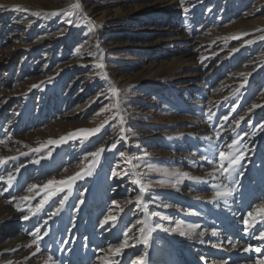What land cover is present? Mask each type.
<instances>
[{
    "label": "rangeland",
    "instance_id": "rangeland-1",
    "mask_svg": "<svg viewBox=\"0 0 264 264\" xmlns=\"http://www.w3.org/2000/svg\"><path fill=\"white\" fill-rule=\"evenodd\" d=\"M156 3L0 0V158L16 157L0 165L16 178L0 196V264H139L145 252L146 264L264 258V216L248 217L264 204V0ZM236 148L245 159L230 178L219 152ZM77 174L71 189L57 183ZM36 227L48 233L38 253ZM144 227L153 229L146 245ZM125 233L130 246L110 251Z\"/></svg>",
    "mask_w": 264,
    "mask_h": 264
},
{
    "label": "snow or ice",
    "instance_id": "snow-or-ice-1",
    "mask_svg": "<svg viewBox=\"0 0 264 264\" xmlns=\"http://www.w3.org/2000/svg\"><path fill=\"white\" fill-rule=\"evenodd\" d=\"M183 2V0H182ZM36 15H39V13H35ZM53 15H55L56 13H52ZM249 43H251V41H249ZM96 67L98 68H103V64L102 63H98L96 65ZM35 87V86H33ZM112 107H116V105H112ZM256 107H259V105H253V108H256ZM252 109H249V112H251ZM212 117L209 116V120H211ZM225 120H227V117H224ZM244 120V117H240L239 120H236L234 121V123L236 125H239L240 122ZM105 123H107V121H105ZM101 127H103V125H101ZM264 127V126H262ZM99 128L97 129H80L78 130V132H74V133H70L69 134V138H74L76 137L77 135H80V134H83L85 137H87L88 135H91V134H94L96 132H99ZM121 131H123V129H121ZM254 134V133H253ZM220 133L217 132V136L219 137ZM64 141V137H61L60 140H49L48 143L50 144H58V143H61ZM238 141L237 140H233L232 141V144L228 145V149H233L235 145H237ZM104 151L103 148L99 149L97 152L95 153H91L90 155L94 158L93 159V164H92V167L95 166V163L97 162L96 161V158H98L101 153ZM21 155H27V153H21ZM121 155H124L123 153H121ZM16 157H3V158H0V165H6L7 161L8 160H15ZM245 159V154L243 152L240 151L239 148H236L235 151H220L219 152V161H220V169L223 170L224 172H226L228 174V176L231 178L233 173H237V174H242V173H238V168L239 167H242L241 165V161ZM36 163H39V161H36ZM225 164H227V167H225ZM24 167V165H20L19 167L15 168L14 171L15 172H19L20 171V168ZM84 174L86 175H91V168H89V170L87 172H85ZM114 175H116V173H113ZM125 175H127L125 173ZM186 175V174H184ZM82 178L80 174H77L76 176H72V177H69L67 181H59L57 183L59 184H67L68 188L71 189V186L72 184L78 180ZM15 176L13 175L12 172H9L7 174V178H5L4 176H0V181H5L8 185L7 188H4L3 191H0V196L4 195L5 192H7L9 190V188L13 185V182L15 180ZM53 182L52 181H49V184H52ZM133 183L135 184L136 181H133ZM36 187V185H32L29 187L28 191L31 192L34 188ZM45 187H47V185H45ZM56 191H63V188H57ZM144 190L141 189V192H143ZM232 189H229L225 192H218L217 193V196L218 197H222V196H228V195H231L232 194ZM52 195H55V192H49L47 195H45L44 199L41 200V202L36 206L35 209H32L31 207H29L28 209V212L30 215H33L35 216L38 212H40L41 210H43V205L48 203L50 197ZM21 200H27V199H30V197H21L20 198ZM68 199L67 196H65L63 199H61L59 201V207H57L52 213H50V218L51 216H55L57 214L60 213V211L62 210L64 204H65V201ZM141 200V197H137V202L139 203ZM19 211H23V209H20L18 208ZM256 215H261V216H264V204H260L257 206L255 212H252L250 211L248 213V217L250 218H254ZM25 220H28L29 219V215H25L23 217ZM113 221H115V217H110ZM109 219V217H106V220ZM37 220H39V217H37ZM244 224L246 226H251L250 225V221L249 219H244ZM138 224H142V223H145L144 221H138L137 222ZM47 224V221L44 222V225L46 226ZM157 228L160 227V225H156ZM245 231H248V227H246L244 229ZM140 231L142 233H146L145 235V238L142 240V241H139L143 244H147L148 243V239L151 237V233L153 231V229L151 228H147V227H144V228H141ZM175 231V229L173 230ZM48 233L45 232L43 233V236H46ZM181 235H185L186 233L184 232H181L180 233ZM30 235L34 236V239L32 240V244L36 245V252H40V241L43 239V236L41 235V231H40V227H36L35 231L30 233ZM125 240L119 245L118 248H115V249H110V251H113L115 254H119L121 251H123L124 248L126 247H129L130 245L128 244V239H129V236H128V233H125ZM200 235H204L203 232L200 233ZM260 238H264V232H260ZM233 247H235V245H233ZM245 251H248L249 249L248 248H245L244 249ZM255 252L257 253H261V248L257 247L255 249ZM35 254V253H34ZM146 256H147V253H143L141 254L140 256H138L136 258V260L139 262V264H146ZM262 256H264V253H262ZM48 261H52V257L49 256L48 258ZM9 264H11V262H9ZM52 264H55L54 261H52ZM103 264H109V262L107 260L103 261ZM135 264V262H134ZM255 264H264V258H259L255 261Z\"/></svg>",
    "mask_w": 264,
    "mask_h": 264
},
{
    "label": "bare ground",
    "instance_id": "bare-ground-1",
    "mask_svg": "<svg viewBox=\"0 0 264 264\" xmlns=\"http://www.w3.org/2000/svg\"><path fill=\"white\" fill-rule=\"evenodd\" d=\"M149 2H153V3H156L157 0H148ZM157 4V3H156ZM117 14L115 15V19H122L124 18V16L122 15L123 13H120V10L116 12ZM177 17H178V14H177ZM177 17L174 18V20L172 21V24H176L177 23ZM108 32H106L107 34ZM156 74V72H155Z\"/></svg>",
    "mask_w": 264,
    "mask_h": 264
}]
</instances>
